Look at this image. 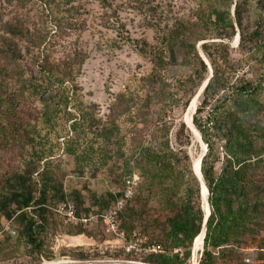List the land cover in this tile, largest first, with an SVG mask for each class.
Instances as JSON below:
<instances>
[{
	"label": "trees",
	"instance_id": "trees-1",
	"mask_svg": "<svg viewBox=\"0 0 264 264\" xmlns=\"http://www.w3.org/2000/svg\"><path fill=\"white\" fill-rule=\"evenodd\" d=\"M249 2L264 9V0L235 2L234 16L241 38L242 21ZM209 16L213 28L219 31L214 34L216 37L233 34L229 9L212 8ZM256 23L249 30L250 39L259 35L261 23ZM55 27L61 28L60 23ZM183 33L179 25L162 35L161 45L153 51L151 59L158 69L178 60L188 65L194 63L192 72L203 82L209 76H205L206 64L195 43L188 41ZM47 39V33H31L22 23L5 24L4 32L0 33V154L18 149L20 157L14 167L0 170V230L4 231L3 219L11 221L14 227L10 226L11 231H16L20 241L40 255L49 234L62 226L70 235L92 230L88 226L65 223L55 211L56 204L61 201L72 204L78 215L88 214L91 208L85 206L79 190L64 188L66 174L53 158L52 146L45 148L37 130L38 124H44L55 133L56 143L63 152L72 156L77 173L120 170L127 174L123 177L124 186V180L134 174L127 168L131 160L143 177L139 189L152 194L156 193L158 185L166 192L164 209L167 214L159 238L140 232L165 250L148 257L150 263H184L191 256L192 242L201 231L205 213L198 202L200 186L195 190V202L186 194L177 201L172 199L176 194L172 193L167 180L175 173L179 150L170 148L167 129L160 130V136L154 133L152 142L133 144L132 136L122 130L119 118L125 109L117 105L118 99L102 116L95 104H85L79 98L76 78L86 53L80 49L51 57L45 50ZM32 47L44 51L34 55ZM201 48L208 53L205 44ZM24 51L31 54V62L25 58ZM260 54L264 61V50ZM195 60L202 68H199L202 75L198 74ZM221 60L226 62L224 57ZM233 75L228 76L217 62L212 64V75L192 116V123L206 145L199 172L208 190L210 209L198 264H218L220 259L231 262L232 252L241 241L252 240L264 231V175L258 171L264 162V145L257 146L263 131L250 122V111L258 104L259 86L245 82L233 83L230 87ZM206 107L209 111L203 118L201 114ZM58 137L62 138L61 144ZM157 138H160L158 142ZM123 189L107 192L100 201L94 196L90 199L102 213L119 198ZM145 197L139 192L120 210V228L125 232L134 230L135 220H144V213L138 207L149 199ZM5 234V237L13 235ZM100 235L102 238L101 232ZM175 249L180 253H175ZM74 255L84 256L82 253Z\"/></svg>",
	"mask_w": 264,
	"mask_h": 264
},
{
	"label": "rangeland",
	"instance_id": "rangeland-1",
	"mask_svg": "<svg viewBox=\"0 0 264 264\" xmlns=\"http://www.w3.org/2000/svg\"><path fill=\"white\" fill-rule=\"evenodd\" d=\"M233 1L0 0V33L4 32L5 24L22 23L31 33H47L45 50L51 57L57 58L67 51L82 49L86 53V59L76 78L80 88L79 98L85 104H95L102 116L108 113L114 100L118 99L117 105L125 109L119 118L122 130L128 134L127 136H132L133 144L152 142L154 133H159L160 136V130L167 129L166 138L170 148L174 151L179 150L174 164L175 173L167 180V183L171 184L172 193L176 194L172 199L177 201L186 194L195 202L197 201L195 190L200 186L198 202L206 213L207 196L202 192L193 169V162L197 158L200 162L205 144L194 135L192 126L197 132L198 130L191 121L201 101V97L197 99L196 94L204 81L199 82L192 72L193 62L188 65L178 60L177 63L158 69V65L151 58L156 47L161 45L162 35L181 25L183 35L188 41L194 42L198 54L204 56L201 58L207 67L206 77L210 74V67L212 70V64L217 62L228 76L234 74L233 78H230V87L235 83L245 82L259 86L256 97L258 104L250 111V122L262 129L263 134L257 140V146L264 145V61L260 59V51L264 50V9L261 10L253 2L247 4L241 38L240 28L234 16ZM212 8L229 9L234 24L233 34L221 37L214 35L219 31H215L210 21L209 11ZM256 22L261 23L259 35L250 39L249 30L257 24ZM57 23H60L61 28L55 27ZM220 43L225 46H220ZM202 44L206 45L207 54L203 52ZM40 50L44 51L32 47V54L35 55ZM24 56L31 62L30 53L25 52ZM221 57H224L226 62H223ZM195 63L198 72L200 71L198 74L202 75L201 66L196 60ZM208 111L209 107H206L201 116L205 118ZM37 130L42 142L45 143V148L52 146L55 154L53 158L66 174L63 178L64 188L67 191L79 190L85 206L91 208L90 212L101 213L98 205L90 198L94 196L100 201L106 197L107 192H119L123 188V177L127 174L120 170H99L94 174H89L86 170L79 174L74 169L72 156L64 153L61 146L57 145L55 133L44 124H38ZM162 139L164 140L163 137ZM159 140L160 138H157L156 142ZM57 141L61 144L62 138L58 137ZM19 159L18 149L2 152L0 170L14 167ZM127 168H131L132 173L139 178L135 195L143 192L145 198H149L143 205H139L138 208L144 213V220L141 222L135 220L133 229L159 238L160 228L167 214V210L164 209L166 192L161 191L158 185L156 193L152 194L139 189L143 182L140 170L133 166L131 160ZM258 171L264 175V162ZM2 224H8L14 229L11 221L3 219ZM145 225L147 226L144 228ZM5 232L1 230L0 264L51 263L58 246L61 260L105 259L94 251L91 252V244L101 240L100 221L92 230H87L88 233L76 235L67 234L63 226L60 227L49 234L42 255L32 252L20 241L16 231L7 237ZM66 236L82 237L83 241L74 245L60 243L59 239ZM245 239L246 241H241L232 252L234 260L229 262L228 259L226 261L220 259L218 264H264L262 260L264 231L252 240ZM202 247L203 244H200L194 252L192 245L191 256L182 264H188L192 256L197 264ZM74 253H82L84 256H75ZM108 259L154 264L148 261V257L132 258L121 254Z\"/></svg>",
	"mask_w": 264,
	"mask_h": 264
},
{
	"label": "built area",
	"instance_id": "built-area-1",
	"mask_svg": "<svg viewBox=\"0 0 264 264\" xmlns=\"http://www.w3.org/2000/svg\"><path fill=\"white\" fill-rule=\"evenodd\" d=\"M139 178L134 173L124 180L123 190L117 200H115L104 212L99 216L89 212L88 214L76 213L75 207L66 201L58 202L55 211L59 214L65 223L71 225H82L93 228L97 222H101V233L103 237L98 242L91 244V252H95L98 256L108 259L114 255L121 254L132 258L149 257L164 253L165 250L156 244L138 230L125 232L120 228L119 212L125 204L135 195ZM4 231L12 233L8 224L3 225ZM0 230V239H1ZM174 252H179L175 249ZM138 262V261H137Z\"/></svg>",
	"mask_w": 264,
	"mask_h": 264
},
{
	"label": "water",
	"instance_id": "water-1",
	"mask_svg": "<svg viewBox=\"0 0 264 264\" xmlns=\"http://www.w3.org/2000/svg\"><path fill=\"white\" fill-rule=\"evenodd\" d=\"M237 0H234L233 1V9H234V6H235V2ZM238 37V36H237ZM203 58L204 56L201 55ZM212 75V70H211V67H210V74L208 76V78L203 82L202 86L200 87L198 93L196 94V98L198 99V97L201 95L204 87L206 86L207 82H208V79L209 77ZM195 111V109H194ZM194 113V112H193ZM191 121H192V117H191ZM193 124V123H192ZM194 125V124H193ZM200 135V133H199ZM200 140L201 139V136H200ZM206 152V145H205V151L204 153L201 155L200 157V162L199 164L201 163V160H202V157L204 156ZM200 168V166H199ZM200 178L202 179V175H201V172H200ZM200 178H198V181L200 182ZM203 182V180H202ZM204 183V182H203ZM205 185V184H204ZM206 202H207V205H208V209H209V204H208V190H207V198H206ZM202 208V207H201ZM210 214V209H209V212L208 213H205V216H204V221H203V224H202V228H201V231L203 230V238H204V235H205V231H206V220L208 218ZM203 244V242H202ZM51 264H148V263H143V262H137V261H125V260H87V261H65V260H61V257H60V246L57 247L56 251H55V254H54V258H53V262H51ZM198 264V263H197Z\"/></svg>",
	"mask_w": 264,
	"mask_h": 264
},
{
	"label": "bare ground",
	"instance_id": "bare-ground-1",
	"mask_svg": "<svg viewBox=\"0 0 264 264\" xmlns=\"http://www.w3.org/2000/svg\"><path fill=\"white\" fill-rule=\"evenodd\" d=\"M188 120H190V116H188ZM192 129L194 131V135L196 136V138L200 141V137L198 135V132L193 128L192 126ZM201 142V141H200ZM193 169H194V174L200 178V172H199V159L197 158L194 162H193ZM200 185H201V188H202V192L206 193V196H207V190H206V187L204 185V183L202 182V179L200 178ZM209 212V209L207 207L206 209V213ZM202 238H203V230L200 231V233L194 238L193 240V251L196 252V249L200 246V244H202ZM83 241V238L82 237H69V236H66V237H61L59 239V242L60 243H66V244H70V245H74V244H77V243H81ZM46 264H51V263H46ZM188 264H196L195 262V259H194V256H192L189 260V263Z\"/></svg>",
	"mask_w": 264,
	"mask_h": 264
}]
</instances>
